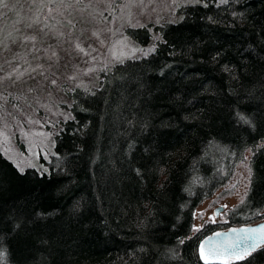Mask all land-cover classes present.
<instances>
[{"label": "trees", "instance_id": "16d2710c", "mask_svg": "<svg viewBox=\"0 0 264 264\" xmlns=\"http://www.w3.org/2000/svg\"><path fill=\"white\" fill-rule=\"evenodd\" d=\"M177 13L127 28L139 45L160 40L93 89L68 91L46 170L21 171L0 152L4 264H229L201 258L200 241L220 229L192 234L193 213L247 149L249 187L227 227L263 219L264 0H199ZM231 264H264V246Z\"/></svg>", "mask_w": 264, "mask_h": 264}, {"label": "rangeland", "instance_id": "374dc122", "mask_svg": "<svg viewBox=\"0 0 264 264\" xmlns=\"http://www.w3.org/2000/svg\"><path fill=\"white\" fill-rule=\"evenodd\" d=\"M199 0H144L146 7H135L132 9L133 16L131 20L125 18L106 24V27L112 29V32H104L100 38L92 36L93 25H83L89 29L83 37H81L82 47L89 55L78 51L74 43H64L62 47H56L57 56L52 61L43 59L39 61L47 69L45 76L33 73L35 79H28L26 84L20 83L14 87H9L11 81H5V88L15 94H23L27 97L28 103L31 107L21 105V110L25 113L21 116L19 112L15 115L22 121L30 117L32 119L40 120V125H32L33 132L47 133L48 137L45 139L41 136H35L31 140L22 139L20 131L13 128L14 135L11 136L7 144L0 142V152L12 161L19 169L27 167H35L40 171L46 170L45 163L41 162L48 158L52 151V139L54 133L59 129V123L70 117L69 107L70 99L68 91L74 87H81L83 89H93L96 87L102 71H107L113 65L118 63L112 58L109 49L115 46V51L119 54L121 51L125 54V59L139 58L149 53L155 43L160 40L158 34L153 33L150 41L146 45H139L136 41L126 33L127 28H140L144 26H154L163 22H175L180 16L177 9L183 5L198 2ZM123 3V0H121ZM104 5H101L103 8ZM4 11H7L6 9ZM119 14V12L117 13ZM107 16V12H105ZM16 18L14 12L8 13L9 21ZM111 20V17H109ZM82 25H77L73 36L79 35V29ZM119 29V31H117ZM68 31L67 28L64 29ZM100 40L104 41L103 46ZM49 43L55 45V40H50ZM95 48L92 52L89 48ZM15 50V49H14ZM9 56L10 53H5ZM40 55H44L41 53ZM93 57H96L93 59ZM31 60L32 58L29 57ZM36 61H33L35 66ZM26 67V65H25ZM89 69L95 71L89 72ZM8 71L5 67V72ZM87 73V74H86ZM3 73H0L2 75ZM75 76V79H69ZM56 83L53 84L52 81ZM28 88H33L34 91L29 93ZM38 100V103L36 102ZM44 105L45 107H41ZM6 107L12 111L11 103ZM10 119V118H9ZM30 126L24 123V131H29ZM261 144V143H260ZM259 144V145H260ZM5 149L8 150L7 154ZM252 156V149H247L243 158L238 162L234 168L232 176L229 180L220 187L212 196L202 201L194 210L192 234L197 232L205 225H213L222 230L229 228L228 215L233 209L241 204L245 199L249 181L251 176L250 160ZM223 207L219 212L218 217L214 216V209ZM264 219V211H263Z\"/></svg>", "mask_w": 264, "mask_h": 264}, {"label": "snow or ice", "instance_id": "6c2138e0", "mask_svg": "<svg viewBox=\"0 0 264 264\" xmlns=\"http://www.w3.org/2000/svg\"><path fill=\"white\" fill-rule=\"evenodd\" d=\"M101 5L104 7L101 8ZM135 7H146L144 0H123V3L121 0H0V73H3L0 75V142L7 144L10 141L11 136L14 135L13 128L20 131L22 139L31 140L35 136L45 139L48 137L47 133L31 130L32 125L43 126L40 120L28 117L22 123L15 115L16 112L21 116L25 115L21 110L22 104L27 107L32 105L23 94L8 91L4 86L5 81H11L9 87H14L20 83L26 84L25 77L35 79L33 73L45 76L47 69L39 61L43 59L52 61L57 56L56 47H62L64 43H74L78 51L89 55L90 53L86 52L81 44V37L89 31L83 25H93L92 36L99 39L102 33L112 32L106 24L125 18V13L127 19L131 20L132 9ZM5 9L7 11H4ZM9 12H14L16 18L9 21ZM78 24L82 27L79 29V35L73 40ZM65 28L68 29L67 32L64 31ZM50 40H55L56 44L49 43ZM100 43L103 46L104 41L100 40ZM89 48L92 52L96 51L91 46ZM109 52L113 59L123 63L125 58L123 51L117 54L113 46ZM5 53L10 55L6 56ZM41 53L44 55H40ZM29 57L32 59L30 60ZM33 61H36L35 66ZM5 67L8 69L6 72ZM88 71L92 72L95 69ZM75 78L73 76L69 79ZM52 83L55 84L56 81L53 80ZM27 91L31 93L34 89L28 88ZM36 102L38 103V100ZM9 103L12 105V111L6 107ZM41 107L45 106L41 105ZM235 118L238 123L254 127L252 119L244 113L237 112ZM24 123L30 126L29 131H24ZM7 152L8 150L5 149L6 154ZM241 203L244 201L242 200ZM16 227L18 228L19 225ZM213 239L209 237L201 244V258H204V248L207 245L211 253L228 256L229 264L232 261H242L264 246V224L257 227L230 229L225 234L216 233L215 246H212ZM5 260L6 253L0 247V264H4Z\"/></svg>", "mask_w": 264, "mask_h": 264}, {"label": "water", "instance_id": "95a60500", "mask_svg": "<svg viewBox=\"0 0 264 264\" xmlns=\"http://www.w3.org/2000/svg\"><path fill=\"white\" fill-rule=\"evenodd\" d=\"M222 210H223V207L215 208L214 212H213L214 216L218 217L219 212L222 211ZM262 224H264V219H261L259 221L254 222V223L242 224V225H238V226H231V227L226 228V229L214 231L213 233L203 237L202 240L200 241V244H199L200 255H201V244L204 241L208 240L209 237H213L214 238L213 241H212V246L216 245V239H215L216 233L225 234V233H228L230 231V229H234V228L235 229H239V228H242V227H257V226L262 225ZM261 247H263V246H261ZM260 248H258V249H260ZM254 252H252V253H254ZM203 259L205 261H210V262H221V263L229 262V257L228 256H226V255H215V254L211 253L209 251V246H207V245L204 248V258Z\"/></svg>", "mask_w": 264, "mask_h": 264}]
</instances>
